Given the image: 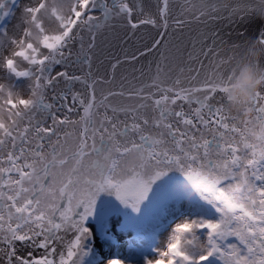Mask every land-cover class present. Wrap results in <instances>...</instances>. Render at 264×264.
Listing matches in <instances>:
<instances>
[{
	"label": "snow or ice",
	"instance_id": "snow-or-ice-1",
	"mask_svg": "<svg viewBox=\"0 0 264 264\" xmlns=\"http://www.w3.org/2000/svg\"><path fill=\"white\" fill-rule=\"evenodd\" d=\"M136 10L127 0H0V264H99L94 238L109 243L123 209L148 241L141 264H264V150L228 112L229 82L210 66L220 33L200 34L188 86L179 76L168 83L157 65L151 83L100 90L112 82L92 71L105 26L127 19L133 33L160 30L148 52L167 35L169 0L159 23L134 20ZM237 15L264 8L241 0L228 19ZM253 111L264 121V90Z\"/></svg>",
	"mask_w": 264,
	"mask_h": 264
},
{
	"label": "bare ground",
	"instance_id": "bare-ground-1",
	"mask_svg": "<svg viewBox=\"0 0 264 264\" xmlns=\"http://www.w3.org/2000/svg\"><path fill=\"white\" fill-rule=\"evenodd\" d=\"M162 2L163 0H131L129 4L137 9L133 19L143 18L148 14L155 17L159 23V8ZM251 2L258 3L264 8V0H251ZM239 3L241 0H169L167 35L162 38L161 46L151 52L147 50L152 48L155 40L161 39L160 30L151 26H142L133 33L127 25V19L113 20L97 35V50L92 71L95 76L112 80L110 84L100 85V90L104 92L119 91L121 88L127 90L151 83L156 75L157 65L163 70L162 78L165 75L169 77L168 83L179 76L185 82L184 86H188L187 77L195 75V70L200 67V60L194 58L199 48V36L201 33L207 34L213 31H218L221 38L216 41L215 51L209 56L210 66L217 73L223 74L229 82L230 90L234 76L242 64L247 42L264 36V19L258 17L240 19L239 15L228 19L231 9ZM213 4L216 6L215 12L212 10ZM181 12L185 16L182 18L189 22L178 29L173 21ZM200 13L204 15L197 21L195 18ZM212 16L219 19L212 20L210 19ZM84 34L87 35L86 32ZM78 47L77 45L76 48ZM141 53L145 54L141 55ZM190 53L193 58H190ZM133 56L137 57L135 61L129 59ZM117 61L120 63L113 69L112 64ZM204 63L207 66L208 62L204 61ZM181 68L184 69L182 74ZM189 68L193 71L189 72ZM69 71L81 74L80 66H75ZM83 71L86 72L87 68L85 67ZM2 75L0 73V76ZM76 88L82 90L80 85ZM112 102L120 104L124 101L121 97H115ZM116 207L119 208L118 205ZM185 207L186 205H181L179 210L174 211L169 217L172 227L183 219L182 213ZM139 224L140 221L131 215L130 210L123 209L119 214L113 215L110 219L111 235L106 237L109 243H102L100 241L102 238H94L99 264H106V261L112 258L120 259L124 264H141L148 241L142 237ZM168 230L170 228L160 231V234L163 233L161 238L158 235L157 243L161 248L166 243L165 233ZM67 239L70 240L71 236Z\"/></svg>",
	"mask_w": 264,
	"mask_h": 264
},
{
	"label": "clouds",
	"instance_id": "clouds-1",
	"mask_svg": "<svg viewBox=\"0 0 264 264\" xmlns=\"http://www.w3.org/2000/svg\"><path fill=\"white\" fill-rule=\"evenodd\" d=\"M264 19V15L259 17ZM264 90V44L259 40L247 42L242 64L227 92L226 108L239 122H248L253 142L264 150V121H256L253 111L258 91Z\"/></svg>",
	"mask_w": 264,
	"mask_h": 264
},
{
	"label": "rangeland",
	"instance_id": "rangeland-1",
	"mask_svg": "<svg viewBox=\"0 0 264 264\" xmlns=\"http://www.w3.org/2000/svg\"><path fill=\"white\" fill-rule=\"evenodd\" d=\"M23 2H28V0H23ZM127 2H128V3H131V0H127ZM13 23H15V22H13ZM162 230H163V229H161L160 231H162ZM170 230H171V229H170ZM170 230L166 231V233H165V235H166V239H167L168 232H169ZM162 234H163V233L160 234V232L158 233V235H160L159 238H161Z\"/></svg>",
	"mask_w": 264,
	"mask_h": 264
}]
</instances>
